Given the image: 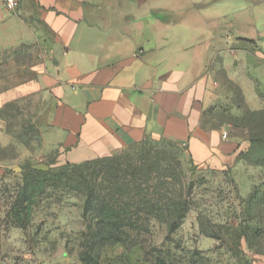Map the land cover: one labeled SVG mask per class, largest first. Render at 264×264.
Listing matches in <instances>:
<instances>
[{
  "label": "rangeland",
  "instance_id": "374dc122",
  "mask_svg": "<svg viewBox=\"0 0 264 264\" xmlns=\"http://www.w3.org/2000/svg\"><path fill=\"white\" fill-rule=\"evenodd\" d=\"M231 4V12L241 10L240 3ZM249 25L242 31L264 41L262 21L256 25L261 37ZM39 64L31 49L0 55V264H91L90 257L97 264H264V168L234 167L248 154L250 138L264 133L263 120L249 116L264 110V95L252 103L231 81L204 112L202 137L188 144L137 145L121 154L126 161L115 178L136 184L118 197L129 202L142 186L149 195L178 197L188 211L170 231L167 213L155 220L130 210L128 218L145 220L144 228L108 234L96 226L98 213L87 209L86 183L54 180L66 164L58 152L46 151L39 117L48 100L35 85ZM232 154L236 162L227 163L223 157ZM136 161L147 169L136 171ZM105 185L100 178L97 192L108 195Z\"/></svg>",
  "mask_w": 264,
  "mask_h": 264
},
{
  "label": "crops",
  "instance_id": "0c3cea01",
  "mask_svg": "<svg viewBox=\"0 0 264 264\" xmlns=\"http://www.w3.org/2000/svg\"><path fill=\"white\" fill-rule=\"evenodd\" d=\"M231 1L19 0L1 15L0 55L25 48L40 59L46 151L78 165L143 142L188 144L227 83L252 103L263 96L264 41L242 31L249 23L261 37Z\"/></svg>",
  "mask_w": 264,
  "mask_h": 264
},
{
  "label": "trees",
  "instance_id": "16d2710c",
  "mask_svg": "<svg viewBox=\"0 0 264 264\" xmlns=\"http://www.w3.org/2000/svg\"><path fill=\"white\" fill-rule=\"evenodd\" d=\"M249 116L251 119L261 118L263 120L261 121V124H264V110L253 113L251 112ZM250 143L251 147L248 154L246 156L239 157V160L245 162L249 166L264 168V133L259 136H252L250 138ZM143 144L158 145L147 142H143L138 145ZM131 148L132 147L129 149ZM125 161L126 160L122 155H117L86 161L78 165L66 164L63 167L64 175L56 173L53 176L54 180L61 181L66 178L74 180V178H77L80 179V182L82 180L86 183L87 193H85V196L87 198V209L98 213L96 217V226H99L102 231L107 232L108 234H124L127 230L134 231L144 228L145 225L143 224H145V220L143 221L140 218H137L136 220L128 218L129 215L134 213H144L147 214L150 219L153 218L155 220L166 219L167 217L165 213H167L169 220L165 221V223L170 231H175L178 227L176 220H182L188 211L187 204L179 201L178 197L173 195H163L158 192L153 195H149V193L144 192L142 186L139 187L140 191L137 196L128 197L129 202H127L126 199L118 197L117 194L119 192L130 193L131 187L136 184V179L129 181L128 178L125 177L123 182L115 178L118 173L123 171L122 168ZM135 164L137 167V169H135L136 171L139 169L142 171L147 169V166L140 163V161H136ZM129 165L130 162L128 166ZM34 172L45 175H50L52 173V171L40 170H36ZM100 178L106 184L105 188L109 190L108 195H102V193L97 192V183ZM170 178H172V175ZM158 188L160 187H157V189ZM130 210H132L131 214H129ZM108 214L114 218L113 221L109 220L111 218L110 216L106 217ZM125 214L128 215L123 218L122 216ZM156 261L159 264H163V261L159 259H156ZM90 263L97 264L91 259V257Z\"/></svg>",
  "mask_w": 264,
  "mask_h": 264
},
{
  "label": "water",
  "instance_id": "95a60500",
  "mask_svg": "<svg viewBox=\"0 0 264 264\" xmlns=\"http://www.w3.org/2000/svg\"><path fill=\"white\" fill-rule=\"evenodd\" d=\"M237 1L239 3H241L239 5L243 9H247V10H248V7H249L248 1H250L251 5L253 6V8H252V11L254 12L253 19L256 21V25H257V22L259 21V19L264 24V0H237ZM256 12L258 13L257 15H256ZM15 170L19 171L20 169H15Z\"/></svg>",
  "mask_w": 264,
  "mask_h": 264
},
{
  "label": "built area",
  "instance_id": "2783aa9c",
  "mask_svg": "<svg viewBox=\"0 0 264 264\" xmlns=\"http://www.w3.org/2000/svg\"><path fill=\"white\" fill-rule=\"evenodd\" d=\"M19 6V0H0V18L3 13L14 12ZM223 138L228 139V134L224 133Z\"/></svg>",
  "mask_w": 264,
  "mask_h": 264
}]
</instances>
